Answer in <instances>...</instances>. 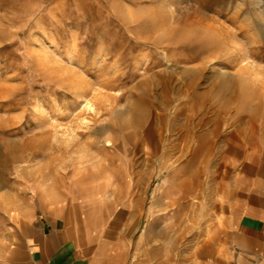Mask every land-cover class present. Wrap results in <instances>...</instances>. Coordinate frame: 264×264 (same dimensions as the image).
I'll return each instance as SVG.
<instances>
[{
    "label": "rangeland",
    "instance_id": "obj_1",
    "mask_svg": "<svg viewBox=\"0 0 264 264\" xmlns=\"http://www.w3.org/2000/svg\"><path fill=\"white\" fill-rule=\"evenodd\" d=\"M229 94L264 135V0H0V264L45 210L175 195Z\"/></svg>",
    "mask_w": 264,
    "mask_h": 264
},
{
    "label": "crops",
    "instance_id": "obj_2",
    "mask_svg": "<svg viewBox=\"0 0 264 264\" xmlns=\"http://www.w3.org/2000/svg\"><path fill=\"white\" fill-rule=\"evenodd\" d=\"M222 97L225 114L197 135L194 155L206 159L175 171V195L82 220L45 210L23 224L6 264H264V135L234 94Z\"/></svg>",
    "mask_w": 264,
    "mask_h": 264
},
{
    "label": "bare ground",
    "instance_id": "obj_3",
    "mask_svg": "<svg viewBox=\"0 0 264 264\" xmlns=\"http://www.w3.org/2000/svg\"><path fill=\"white\" fill-rule=\"evenodd\" d=\"M243 67H242V70L246 73L250 68H251V64L249 63V62H245V61H243V65H242ZM262 74V73H261ZM251 75V74H250ZM153 78H156V80H161V81H163V77H162V75L161 74H159V73H156V74H154L153 75ZM246 80V79H245ZM228 81V80H227ZM168 82V81H167ZM247 82V81H246ZM156 85H157V83H156ZM234 85V84H233ZM159 86V85H158ZM157 86V87H158ZM153 88H155L154 86H153ZM152 89V88H151ZM263 92V91H262ZM235 94V93H234ZM163 99L159 102V104L158 103H154L152 100H150L149 99V96L147 95V97H146V102H147V104H149V107H154V108H158V107H160V105L162 106V105H167V104H169V103H171V98H170V96H169V89L167 88V86L164 88V90H163ZM159 98H160V96H159ZM260 103V102H259ZM170 114V113H169ZM168 116V115H167Z\"/></svg>",
    "mask_w": 264,
    "mask_h": 264
}]
</instances>
